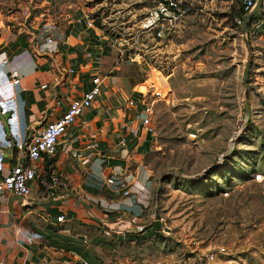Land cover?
Instances as JSON below:
<instances>
[{
	"label": "rangeland",
	"instance_id": "1",
	"mask_svg": "<svg viewBox=\"0 0 264 264\" xmlns=\"http://www.w3.org/2000/svg\"><path fill=\"white\" fill-rule=\"evenodd\" d=\"M155 1L0 0L14 32L55 33L89 10L122 42L123 84L152 103L139 229L90 231L94 263L264 264V0L246 29L242 0H186L193 9L163 38L141 27Z\"/></svg>",
	"mask_w": 264,
	"mask_h": 264
},
{
	"label": "crops",
	"instance_id": "2",
	"mask_svg": "<svg viewBox=\"0 0 264 264\" xmlns=\"http://www.w3.org/2000/svg\"><path fill=\"white\" fill-rule=\"evenodd\" d=\"M67 20L66 29L45 34L36 27L14 32L0 20V53L7 56L0 61V176L11 164L25 161L16 139L60 114L67 79L81 91L91 86L93 73L102 76L93 104L60 138L56 153L39 161L44 169L67 179L64 195L45 196L37 182L31 183L25 197L0 191V264H82L81 259L95 264L91 249H97L96 235L89 232H102L98 226L113 218L107 205L123 212L139 199L134 193L114 192L106 178H122L132 188L137 184L151 188L138 153L148 134L135 117L140 105L126 107V99L138 95L123 84L119 73L122 42L110 46L83 20ZM70 66L75 71L65 72ZM9 70L18 71V85L11 84ZM148 190L141 192L147 195ZM59 214L64 215L60 222Z\"/></svg>",
	"mask_w": 264,
	"mask_h": 264
},
{
	"label": "built area",
	"instance_id": "3",
	"mask_svg": "<svg viewBox=\"0 0 264 264\" xmlns=\"http://www.w3.org/2000/svg\"><path fill=\"white\" fill-rule=\"evenodd\" d=\"M185 1L156 0L147 9L141 27L146 30L148 29L153 36L158 38L169 35L175 29L181 17L193 9ZM255 3L256 0H242V12L239 16L235 17V20L238 23H242L244 16L254 7ZM68 18L79 21L83 20L85 27L96 30L100 39L104 40L110 46L115 45V40L109 38L103 32V29L95 25V18L89 10L84 9L79 17L68 15ZM47 40L52 41V38L49 36ZM119 54L117 59L121 60L125 54L122 45ZM5 60H7V56L4 52L0 53V61ZM74 71L75 69L71 66L65 68V72L67 73H73ZM8 78L12 85L16 86L19 84L20 78L17 70H9ZM90 81L91 86L89 88L77 91L78 86L76 82L73 79H67L68 88L66 93L68 94L63 95L64 107L61 109L60 114L56 118L47 121L41 128L30 134H23L16 139L15 147L25 157V161L19 160L11 164L8 171L0 176V191L11 192L25 197L30 193L31 183L37 182L42 194L45 196L56 197L64 195V192L69 188L67 179L57 171L44 169V167H41L42 163L39 161L49 158L56 153L60 138L68 133L70 126L95 101L101 89L102 76L98 73H93ZM42 86H45V84ZM144 96V94L139 96L130 95L126 99V107L135 108L140 105L135 117L140 120L145 131L151 133L153 128L150 119L153 107L152 103L147 102ZM2 152V149H0V153ZM106 182L112 186L114 192L122 191V194L125 196L134 193V195L137 194L139 199L137 205L130 204L126 206L123 212L113 211L114 207L110 204L107 205L106 210L114 212L115 215L113 218L103 221L98 227L108 235L111 233L118 234L124 231L131 232L133 231V226L139 229L140 221L138 218L142 216L148 204V194L146 195L144 192H141L145 189L148 190L146 185L137 184L132 188L122 178L116 176L107 177ZM148 215L153 216V211ZM63 217V214L57 215L56 221H62ZM81 263L89 264L86 259H81Z\"/></svg>",
	"mask_w": 264,
	"mask_h": 264
},
{
	"label": "water",
	"instance_id": "4",
	"mask_svg": "<svg viewBox=\"0 0 264 264\" xmlns=\"http://www.w3.org/2000/svg\"><path fill=\"white\" fill-rule=\"evenodd\" d=\"M261 3H262V0H256V3L254 5V7L244 16V19H243V22H244L243 23V28L244 29H246V27H247V21L253 15V13L260 7ZM247 65H248V62L246 63L245 73H246V70H247Z\"/></svg>",
	"mask_w": 264,
	"mask_h": 264
},
{
	"label": "trees",
	"instance_id": "5",
	"mask_svg": "<svg viewBox=\"0 0 264 264\" xmlns=\"http://www.w3.org/2000/svg\"><path fill=\"white\" fill-rule=\"evenodd\" d=\"M253 18H255V14H253V15L249 18L248 23H250V20L252 21Z\"/></svg>",
	"mask_w": 264,
	"mask_h": 264
}]
</instances>
